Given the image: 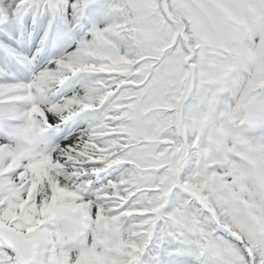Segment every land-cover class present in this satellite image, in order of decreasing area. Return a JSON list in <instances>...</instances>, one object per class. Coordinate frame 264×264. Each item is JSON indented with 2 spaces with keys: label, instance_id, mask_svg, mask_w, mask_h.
Wrapping results in <instances>:
<instances>
[{
  "label": "snow or ice",
  "instance_id": "obj_1",
  "mask_svg": "<svg viewBox=\"0 0 264 264\" xmlns=\"http://www.w3.org/2000/svg\"><path fill=\"white\" fill-rule=\"evenodd\" d=\"M0 264H264V0H0Z\"/></svg>",
  "mask_w": 264,
  "mask_h": 264
}]
</instances>
